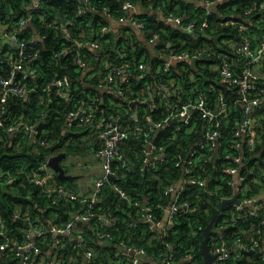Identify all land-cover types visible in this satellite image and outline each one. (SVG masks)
Listing matches in <instances>:
<instances>
[{"label": "trees", "instance_id": "1", "mask_svg": "<svg viewBox=\"0 0 264 264\" xmlns=\"http://www.w3.org/2000/svg\"><path fill=\"white\" fill-rule=\"evenodd\" d=\"M125 1L139 5L143 11L153 10L163 14H158V19L141 14L140 17L146 22L143 32L145 39L139 38L129 26L117 40L110 30L100 37L99 29L102 25L109 24L110 18L118 19L125 15L122 9ZM261 2L262 0H223L216 9H208L199 5L197 0H92L95 8L87 6V13L79 15L77 10L84 0H42L37 8L33 6L32 0H0V21L11 27V24L21 18L31 17L27 27L19 29V32L26 38L40 34L36 44L29 49L31 54H36L30 65L38 72L28 81L35 89L26 96L11 95L7 104L12 121L23 119L36 123L41 132L37 140L28 135L16 138L5 130L0 133V216L13 237L22 238L23 230L30 228L32 224L47 227L51 217L59 222L75 218L84 207L79 201L73 200L52 203L44 188L31 182L22 172H37L49 156L60 151L79 149L81 137L92 129V125L71 121L68 124L69 131L64 134L63 127L68 119V110L94 96L97 98L93 106L96 122L101 119L103 111L122 117L129 129L135 124L145 126L151 121L161 120L168 111L166 106L162 108L156 101H139L133 107L129 100L147 96L143 79L139 77L140 71L136 70L137 62L144 61L158 67L165 61L163 54L170 50L193 52L206 49V52L197 60L173 63L170 72H146L152 90L157 86L160 77L170 81L174 76L182 83V93L187 97L191 95L195 83L198 88L207 91V96L212 102L221 88L229 96L231 90L215 81L218 80L219 70L212 68V63H219L224 56L230 59L238 56L233 48L234 41L237 37L240 38L241 34L232 22L240 21L255 27L261 11ZM247 8L251 11L246 12ZM170 12L185 16V21L196 20L197 25L207 19L210 25L203 31L197 27L195 34L182 26L167 22L164 17ZM63 24L71 28L72 36L69 38L61 28ZM153 36H157L155 44L149 41ZM90 37L98 38V47L82 43L85 38ZM76 38L81 40V43H74ZM169 42L173 44L171 47L168 46ZM149 45H154L156 55ZM80 58L85 61L84 65L80 63ZM107 61L119 65L125 62L132 64L125 80L121 79L119 82L116 79L114 83L115 89L121 90L122 93L115 90L104 91L105 86L102 84L107 83V75L110 72V68L105 64ZM5 62L7 61L0 60V65ZM89 65L94 68L85 73ZM64 76L70 80L67 96H61L53 86L47 87L50 82ZM210 88L213 91H208ZM259 112L261 116L264 115V106ZM242 116L239 108L233 109L229 121L220 131L219 149L220 156L223 152L231 150L243 153L248 158L240 165L238 173L239 177H246L242 183L243 190L239 192L241 200L256 198L264 191V117L257 128L260 133L259 143L254 150H250L246 142L240 149L233 146L237 141L243 142L242 136L234 135ZM198 117L200 126V113ZM171 133L169 125L160 131L158 140L167 146L169 160L158 170L152 171L144 165V138L129 134L122 144L129 169L121 167L118 163L114 164L116 174L104 185L95 207L97 213L115 217L116 224L107 227L98 225L94 219L88 223L79 221L94 255L86 263V248L74 249L71 245L73 241H70L61 251L64 264H133L126 262L125 254L121 251L123 244L144 247L147 254L155 259H163L174 251L181 264H205L202 254L205 228L223 200L235 193L231 184L232 176L224 173V159L217 156L216 160L201 162L196 167L198 174L209 177L206 186H191V189L181 195V201L189 202L192 210H179L175 215L177 223L168 235L161 233L157 228L154 229L149 222L142 221L140 210L133 204V201L142 204L146 202L154 209L156 218H163L164 208L172 200V194H166L165 188L175 183L183 174L182 168L175 166L172 157L179 151L187 153L191 150L197 138L195 132H192L182 133L178 139H171ZM42 139L46 140V144H41ZM54 176L60 184H65L58 174L55 173ZM11 177H14L13 182L8 181ZM114 185L120 186L126 196H122ZM252 208L251 204H246L245 209L237 210L228 204L215 219L212 233L215 234L216 226L222 225L221 231L233 254L229 261L217 264H264V210L257 215L248 214ZM16 213L20 216L16 217ZM26 215L30 216V220H27ZM98 227L112 234L110 245H104L96 237L95 229ZM239 237L249 246L253 245V239L258 241L246 256H242L241 250L235 247V240ZM53 238L52 234L45 238V249ZM209 246L214 248L211 242ZM8 253L13 255L12 251ZM188 254H192L194 258L187 260Z\"/></svg>", "mask_w": 264, "mask_h": 264}, {"label": "built area", "instance_id": "2", "mask_svg": "<svg viewBox=\"0 0 264 264\" xmlns=\"http://www.w3.org/2000/svg\"><path fill=\"white\" fill-rule=\"evenodd\" d=\"M32 1L35 8L42 2V0ZM197 1L210 9V5L223 0ZM87 6L95 8L92 0H84V3L79 5L77 13L79 15L86 14ZM260 7L261 11L255 27L240 21L232 22L241 34L240 38L237 37L236 41H234L233 48V51L238 56L235 59L224 56L219 63H212L211 67L219 70L218 80L215 81L226 89L231 90L229 96L221 88L217 91L215 100L212 102L207 96V91L198 88L197 83L194 85L195 88L192 87L191 95L187 97L182 93V83L174 76L170 81L160 77L161 79L159 78L157 86L153 90L147 80V73H151L152 70L162 74L170 72L173 63L197 60L204 55L206 49L193 52L170 50V52L163 54L165 61L158 67L154 64H147L144 61L137 62L136 70L140 71L139 77L143 79L147 96L144 98L133 97L129 100L130 103L156 101L160 107L166 106L168 111L161 120L151 121L149 125L145 126L135 124L132 129L127 128L125 121L119 115L103 111L102 117L99 119L101 127L97 152L102 157V175L94 178V193L91 197L80 196L60 184L54 176L56 171L49 164L50 156L40 165L37 172L32 173L28 170H22L31 182L44 188L52 203L60 200H73L79 201L84 207L75 218L64 222H59L51 217L48 219L47 227L32 224L30 228L23 230L22 238L20 239L13 237L0 216V251L5 259L10 258L7 260V264H64L61 251L70 241H73L71 245L74 249L86 248L85 259L86 263L89 262L94 254L92 248L89 247V241H87L79 221L88 223L94 219L98 225L107 227H113L116 224L115 217L99 214L95 211V207L104 185L111 180L109 175L115 176L116 174L114 164L118 163L121 167L129 169V162L122 150V144L129 134L144 138L143 160L145 167L149 171L158 170L169 160L167 146L158 140L159 133L165 126H170L172 133L169 137L171 139H178L182 133L190 134L195 132V135H197L195 146L191 150L187 153L179 151L172 157L175 166L182 168L183 174L175 183H171L165 188L166 194H172V200L164 208L163 218H156L154 209L150 204L133 201L134 206L140 210L142 221L149 222L154 229L157 228L161 233L168 235L177 223L175 215L179 210L182 208L186 212L192 210L189 202L181 201V195L187 189H191V186L198 188L206 186L209 177L204 174H198L196 171V167L201 162L214 161L217 156L224 159V173L232 176L231 184L235 188V193L227 198H231L236 194L239 197V192L243 190L242 183L246 177L245 175L239 177L238 173L240 172V165L244 164L248 158L243 153H236L231 150L223 152V155L220 156V131L222 126L229 121L233 109L239 108L243 116L238 121L234 135L235 137L242 136L243 142L237 141L233 146L240 149L246 142L250 150H254L259 143L260 133L257 128L261 124V118L264 117L259 112V109L264 106V0H262ZM122 9L125 11V15L120 16L118 20L128 21L142 31L146 29V22L140 17L141 14L154 19L159 18L158 14L146 10L143 11L139 5L130 1H125ZM250 11L251 9H246V12ZM164 18L167 22L182 26L185 30L195 32V34H197V27L203 31L210 25L207 19L202 20L200 25H197L196 20L185 21V16L172 12L166 14ZM30 19L31 17H23L15 24H11V27L0 21L3 26L0 29V60H3V62L4 60L7 61L0 65V133L5 130L16 138L28 135L37 140L41 131L36 123L23 119L12 121L9 118L11 114H9L7 104L11 95L26 96L35 89V87L29 85L28 81L31 77L36 76L38 72L36 68H31L30 65L36 54L35 52L31 54L29 49L36 44L40 34L37 33L34 37L26 38L19 32V29L27 27ZM227 23L229 24L230 22ZM61 28L66 37L72 36L71 28L67 24H63ZM107 31L108 25H102L99 29V36L103 37ZM156 40L157 36L149 39L150 43L153 44L156 43ZM74 43L79 44L81 40L76 38ZM82 43L89 44L94 48L99 46L98 38H85ZM80 63L84 65L85 61L80 58ZM105 64L110 68L105 86L111 91L115 90L118 93H122L121 90L115 89L114 83L116 79L119 82H121V79L125 80L124 77L131 69L132 64L125 62L119 65L109 61L105 62ZM69 85V78L64 76L50 82L47 87L53 86L61 96H67ZM208 91H213V89L210 88ZM96 100V97L91 96L82 104L71 108L68 110L69 118L83 124L94 122L95 111L93 106ZM136 104L132 106L134 107ZM198 113L202 117L200 126ZM40 142L41 144H46L44 139ZM8 181L13 182L14 177L9 178ZM114 187L122 196H126L120 186L114 185ZM258 197H248L243 200L239 197L238 203L230 205H233V208L237 210H243L246 204H251L253 208L248 211V214L257 215L264 210V197L261 199ZM19 216L20 214L16 213V217ZM26 218L30 220L29 215H26ZM222 228V225L216 226L217 230H215V234L212 233L209 241L214 246L211 251L217 254L214 264L229 261L233 257L232 250L221 231ZM48 234H54V238L45 249L43 243L45 238L49 236ZM95 235L100 241L110 240L112 243L113 236L109 231L98 227L95 229ZM235 241L237 247L241 250L242 256H246L248 252L252 251V246L258 243L257 239H253V245L249 246L241 237ZM8 251H12L13 255L8 253ZM121 251L125 254L126 262L133 264H181L176 259L174 251L168 253L163 259L150 257L144 247L136 245L127 246L123 244L121 245ZM116 254L119 255V252ZM193 258L192 254L187 255V260Z\"/></svg>", "mask_w": 264, "mask_h": 264}, {"label": "crops", "instance_id": "3", "mask_svg": "<svg viewBox=\"0 0 264 264\" xmlns=\"http://www.w3.org/2000/svg\"><path fill=\"white\" fill-rule=\"evenodd\" d=\"M199 5L202 4L199 3ZM148 12H153L162 15L161 12L159 11L155 12L153 10H148ZM107 25H108V30H110V33H112L115 40H117L120 36H122L125 33V28L127 26L131 27L139 38L145 39V35L143 33L144 31L138 28L136 30L134 26L130 24L128 21H120L115 18H110V22ZM149 46L150 49L153 51V54L156 55V51H154V45H149ZM93 68L94 67L91 65L87 66L85 69V73L91 72ZM102 86H105V84H102ZM106 90H110V89L105 86L104 91ZM67 118H68L67 122L63 127L64 134L69 131L68 128L69 122L74 121L69 118L68 112H67ZM91 125H92V129L89 132L84 133L83 136L81 137L79 149L66 151L67 155L62 161V164L66 169V172L69 175H71V177L64 179L65 184L62 185H64L68 190L74 191L78 195L87 198L91 197L92 194L94 193V178L102 175V157H100V155L97 154L98 152L97 146L100 143L99 132L101 125L99 120H97V122L96 121L92 122ZM12 136L14 137V135ZM236 246L237 245H235V247ZM0 262L1 264H7L8 262L1 251H0Z\"/></svg>", "mask_w": 264, "mask_h": 264}, {"label": "water", "instance_id": "4", "mask_svg": "<svg viewBox=\"0 0 264 264\" xmlns=\"http://www.w3.org/2000/svg\"><path fill=\"white\" fill-rule=\"evenodd\" d=\"M199 3V2H198ZM219 4V2L212 4L209 6L210 9H216L217 5ZM136 30L137 28L134 27ZM173 44L171 42H169L168 46L171 47ZM136 102H133L132 105H135ZM67 152L66 151H62L56 154H53L50 156L49 158V164L53 167V169L58 173L59 178L61 179H66L71 177V175H69L66 172L65 167L62 164L63 159L66 157ZM110 179L114 178V175H109ZM264 197V192L258 197L259 199ZM239 202V197L236 194L235 196L231 197V198H227L225 200H223L221 206L219 208H217L215 210V214L214 217L212 218V220L209 222V224L206 226L205 228V237L203 239L202 242V254L204 255L205 258V264H214V259L216 258L217 254L211 251V248L209 246V241L212 235V226L213 223L215 221V219L217 218V216L226 208V206L228 204H232V203H238ZM102 243L106 246L111 244L110 240H104L102 241Z\"/></svg>", "mask_w": 264, "mask_h": 264}, {"label": "rangeland", "instance_id": "5", "mask_svg": "<svg viewBox=\"0 0 264 264\" xmlns=\"http://www.w3.org/2000/svg\"><path fill=\"white\" fill-rule=\"evenodd\" d=\"M2 27H3V26H2V24H1V22H0V29H2Z\"/></svg>", "mask_w": 264, "mask_h": 264}]
</instances>
